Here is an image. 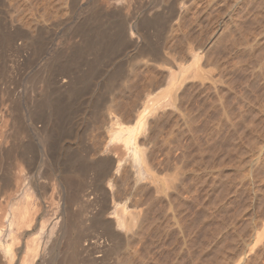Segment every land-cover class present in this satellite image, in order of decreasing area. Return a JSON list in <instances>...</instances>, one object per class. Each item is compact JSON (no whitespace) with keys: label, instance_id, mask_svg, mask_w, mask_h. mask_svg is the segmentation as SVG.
Wrapping results in <instances>:
<instances>
[{"label":"rangeland","instance_id":"1","mask_svg":"<svg viewBox=\"0 0 264 264\" xmlns=\"http://www.w3.org/2000/svg\"><path fill=\"white\" fill-rule=\"evenodd\" d=\"M259 2L264 3L263 0H212L188 18L187 7L191 5L192 12L200 6H192L193 0H79L81 9L76 19L85 17L92 9L98 16L102 5L109 14L125 10L132 21L145 19V25L134 31V39L142 43L144 35L149 36L162 51V57H166L163 62L171 59L180 67L170 95L150 114L140 136L145 163L158 176L157 187L148 184L147 178L136 183L127 181L128 178L117 179L119 184L123 179L127 181L125 186L130 193L127 202L132 210L139 211V216L127 233L132 249L123 255L111 254L108 263L264 264V235L253 246L256 233L264 227V5L260 6ZM157 14L176 18L167 31L161 29L163 18L155 22L150 19ZM56 30L52 37L57 49L67 51L78 39L61 43L64 28ZM135 52L133 46L114 42L113 47L99 55L93 75L95 82L90 86L92 91L87 89L89 85H82L68 103L62 100L58 109L59 139L66 147L65 163L87 170L83 162L87 164L94 159L104 145L112 155L125 158L122 143L110 141L109 132L101 126L107 121V111L125 121L152 85H159L156 91L162 93L169 79L162 61L151 60L149 51L140 55ZM44 56L45 60L37 61V66L43 65L41 68L53 61L48 54ZM94 56L95 52L83 54L76 72L82 76L86 69L84 57L90 62ZM22 65L14 71L23 74L26 70ZM31 66L32 69L27 68L31 71L24 73L29 77L27 97L33 102L31 97L40 88L34 77L38 69ZM123 67L129 76L84 127L80 145L83 150L75 154L79 145L72 131L82 129V124L76 123L87 113L88 96H99L105 77ZM21 102L17 99L16 105L20 106ZM44 106L47 117H51L53 107ZM69 114L75 122L72 130L67 129ZM5 119H8L6 125L9 124L10 118ZM0 128L7 131L10 125ZM22 137L21 143H29L28 138ZM13 141L7 138L4 144L9 145L4 146L9 148L19 142L16 140L11 145ZM30 141L35 146L36 140ZM87 175L93 177L91 171ZM138 186L147 187V192L134 196L132 192ZM3 208L6 209V204ZM92 208L97 209L95 205ZM91 229L82 233H87L92 243L108 238L107 231ZM84 258L79 264H89Z\"/></svg>","mask_w":264,"mask_h":264},{"label":"bare ground","instance_id":"2","mask_svg":"<svg viewBox=\"0 0 264 264\" xmlns=\"http://www.w3.org/2000/svg\"><path fill=\"white\" fill-rule=\"evenodd\" d=\"M211 1L193 0L192 6H200L192 12L191 5L187 7L190 12H187V17ZM258 4L264 5L262 2ZM86 6L89 7L88 3ZM80 7L79 0H0V126L10 125L9 131L0 128V264H79L83 257L89 264H107L109 259L111 262V254L123 255L132 249L127 233L134 226L139 211L132 210L127 202L130 195L125 186L127 181L131 179L136 183L147 178L148 184L157 187L158 176L145 163L140 136L150 114L154 113L163 98L170 95L177 68L180 70V67L171 59L163 62L162 59L166 57H162V51L149 36L144 35L142 43L134 39V31L145 25V19L132 21L125 10H114L109 14L103 5L99 6L98 16L92 13V9L90 14L88 12L85 17L81 15L82 18L76 19ZM153 17L150 19H154V22L163 18L161 14ZM173 19L163 18L161 29L167 31L176 18ZM59 27L64 28L61 43L78 37V41L74 40L67 51L57 49L53 43L52 35ZM46 31H50L51 35L45 36ZM60 33L62 35V31ZM261 38L262 35L259 40ZM114 42L135 47L138 55L149 51L151 60L162 61L169 77L167 87L159 93L156 91L159 85H152L125 121L113 115L111 110L107 111V121L101 126L109 132L110 141L122 143L126 156L119 159L104 145L94 159L87 164L83 162L87 170H81L74 163L64 161L63 151L66 147L59 139V105L62 100L68 103L73 99L82 85H89L87 89L92 91L90 86L95 82L93 75L99 55L113 47ZM86 52H95V56L90 62L88 57H84L86 69L81 76L76 68ZM45 54L53 61L41 68L43 65L37 66V61ZM194 58L197 59L198 55ZM20 64L26 71L29 67L32 69L31 65L38 69L34 77L40 90L32 97L30 95L33 102L27 97L29 77L26 71L23 70L25 75L21 71L20 74L14 71L16 65L18 67ZM120 69L105 77L99 96H88L87 113L80 123H76L79 126L82 124V129L76 133L72 131V137L79 145L75 154L83 150L84 127L94 119L102 106L105 107L108 96L122 87L129 76L126 67ZM17 99L22 101L20 106L16 105ZM46 104L53 107L51 117L46 115ZM5 117L10 118L7 125L8 119ZM68 117L70 125H67V129L72 130L70 128L75 122L72 115ZM22 136L28 138L29 143H21ZM9 137L14 140L11 145L16 140L19 144L6 147L9 144L4 142ZM31 138L36 141L41 139V142L37 141L36 145L35 141V146L31 145ZM89 171L93 177L87 175ZM86 177L91 180H86ZM118 178L128 179H123L119 184ZM144 192H147V187L138 186L132 194L142 196ZM5 204L6 209L3 208ZM94 205L96 211L92 208ZM135 207H138V203ZM94 227L100 228V232L101 229L104 233L107 231L108 238L103 242L89 241L87 233L82 232ZM263 235L264 227L256 233L253 246L260 242Z\"/></svg>","mask_w":264,"mask_h":264}]
</instances>
